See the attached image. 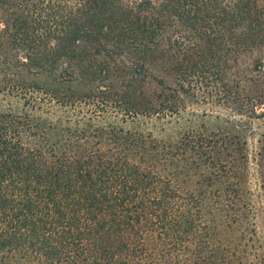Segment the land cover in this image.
<instances>
[{"label":"trees","instance_id":"1","mask_svg":"<svg viewBox=\"0 0 264 264\" xmlns=\"http://www.w3.org/2000/svg\"><path fill=\"white\" fill-rule=\"evenodd\" d=\"M254 120L264 0H0V264H264Z\"/></svg>","mask_w":264,"mask_h":264},{"label":"rangeland","instance_id":"2","mask_svg":"<svg viewBox=\"0 0 264 264\" xmlns=\"http://www.w3.org/2000/svg\"><path fill=\"white\" fill-rule=\"evenodd\" d=\"M82 102H77L75 104V108L71 109V111L73 112V114L76 115H84L86 117L88 116H92L93 120H95L96 122L99 120V118L103 117L104 120H110L111 122H117L120 121V115L121 113H116V108H114L111 105H106V106H102V107H96V105H94L92 102L89 103L88 101H86V99L81 100ZM92 101V100H91ZM186 111L188 113H186L184 115V118L187 120H191V118H193V111L194 114L197 113L198 117L200 119H204V120H209L212 117L216 116V115H220L222 121H224L225 119H233L234 117L237 118V116L231 114L230 112L226 111L225 109H221L219 106L216 105H211V104H206V103H202L199 105H195V107H188L186 109ZM145 118H141V122L144 121V126H142L143 130L145 132L150 131V129H152V134L154 135V137L158 136L160 137L159 131L161 130L162 125L158 126V123L156 124L157 127L153 124V122H151V119L147 118V122H145L144 120ZM94 121V122H95ZM252 127V131L249 135V139H248V146H249V152H251V150L253 149V145L255 142V138H256V133L252 134V132H260L263 128H264V120H254V122L251 124ZM249 175H248V185L251 189H253L255 187V184L252 182L255 179V167L249 163ZM252 180V181H251Z\"/></svg>","mask_w":264,"mask_h":264}]
</instances>
